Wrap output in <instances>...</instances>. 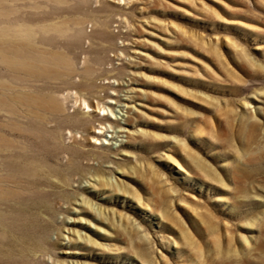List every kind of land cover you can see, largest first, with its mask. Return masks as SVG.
<instances>
[{"label":"rangeland","instance_id":"374dc122","mask_svg":"<svg viewBox=\"0 0 264 264\" xmlns=\"http://www.w3.org/2000/svg\"><path fill=\"white\" fill-rule=\"evenodd\" d=\"M38 2L0 0V264H264V0Z\"/></svg>","mask_w":264,"mask_h":264},{"label":"bare ground","instance_id":"6f19581e","mask_svg":"<svg viewBox=\"0 0 264 264\" xmlns=\"http://www.w3.org/2000/svg\"><path fill=\"white\" fill-rule=\"evenodd\" d=\"M9 1H19V0H9ZM34 1H37V4L39 3L38 1L39 0H33V2ZM47 1V0H46ZM49 1H52V0H49ZM54 1V0H53ZM46 3V2H45ZM41 4V3H40ZM48 5H50V4H48ZM47 5V6H48ZM39 6V5H38ZM37 6V7H38ZM35 7V6H34ZM58 26V25H57ZM61 26V25H60ZM55 28V27H54ZM51 30H53V28H52V26L51 25H45V26H38L37 28L36 27H32L31 25H26V24H24V25H22L21 27H19V29H17V34H16V37L18 38V41H22V42H19V45H18V47L16 48V50H15V52L14 53H16L15 55H16V58H17V61L18 62H16V64L15 65H17V66H19V69H21V70H23V72L25 71L29 76H34V75H36L35 77H38L37 75H38V72H37V70L33 67V66H31V65H29V64H27L26 63V60L28 59V58H32V59H35V60H40L41 58H40V56H41V54L40 53H35L34 51H30L25 45V43L26 42H28V43H31L32 45L33 44H36V43H39V38H38V36H41V34L42 33H44V32H46V33H48V32H50ZM51 32H53V31H51ZM61 33V32H60ZM62 34V33H61ZM58 59V58H57ZM15 62V61H14ZM34 63V62H33ZM22 73V72H21ZM22 75V74H21ZM23 76V75H22ZM27 76L25 75V78H26ZM77 94V93H76ZM70 97H72V95L71 94H68V95H62L61 97H60V100H61V102L63 103V108H64V110H66V108L65 107H67V102H68V99L70 98ZM112 99H115V98H113V97H111ZM71 99V98H70ZM78 99H76V101H77ZM79 101V100H78ZM111 102V104H113V102H115V103H118V102H120L121 103V101H118V102H116L115 100H111L110 101ZM82 103L85 105V107H83V109H86V108H88L89 109V111H90V109H92V105H91V102L89 101V99H87L85 96H82ZM62 105V104H61ZM121 106V105H120ZM123 107H125L126 108V104H123L122 105ZM102 110L104 109V107L103 108H101ZM64 110H62V111H64ZM105 110V109H104ZM105 125V124H104ZM103 129H105L104 128V126H102L101 128H100V130H99V132H103L104 130ZM123 132V131H122ZM95 136L97 137V135L95 134ZM97 140H99V139H97ZM4 143H5V139L3 140V145H4ZM2 145V144H1ZM3 145H2V147H3ZM8 144H6V147H9L10 148V150L12 149V148H14L15 146L13 145H11V144H9L8 146H7ZM5 147V148H6ZM9 150V151H10Z\"/></svg>","mask_w":264,"mask_h":264}]
</instances>
